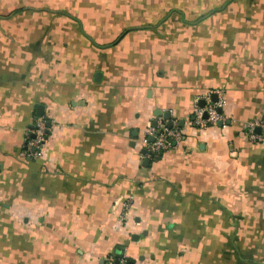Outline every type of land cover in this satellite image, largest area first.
<instances>
[{
  "label": "crops",
  "instance_id": "obj_1",
  "mask_svg": "<svg viewBox=\"0 0 264 264\" xmlns=\"http://www.w3.org/2000/svg\"><path fill=\"white\" fill-rule=\"evenodd\" d=\"M217 89L225 125L191 124ZM160 116L184 138L149 159ZM259 117L264 0H0V264H264Z\"/></svg>",
  "mask_w": 264,
  "mask_h": 264
},
{
  "label": "built area",
  "instance_id": "obj_2",
  "mask_svg": "<svg viewBox=\"0 0 264 264\" xmlns=\"http://www.w3.org/2000/svg\"><path fill=\"white\" fill-rule=\"evenodd\" d=\"M213 95L217 96V100L212 99ZM200 101H203V104H200ZM225 106L224 90H208L200 94L194 104L191 124L199 128L206 127L209 124L217 125L219 122L225 125L228 119L223 113ZM219 109H222V111H219ZM154 123L156 126L149 124L141 138L145 145V156L149 159L157 158L177 143L182 142L184 138V131L177 119L173 118L167 121L160 116L155 119ZM257 129H259V132H257ZM49 131L47 118L39 117L34 121L31 131L27 133L25 143L29 158L38 159L42 156L49 138ZM242 132L247 140L264 143V118L259 117L246 122ZM132 198V196H128L120 202L118 222L121 225L127 226L129 224ZM108 264H129V262L127 257L122 255L118 259H111Z\"/></svg>",
  "mask_w": 264,
  "mask_h": 264
},
{
  "label": "water",
  "instance_id": "obj_3",
  "mask_svg": "<svg viewBox=\"0 0 264 264\" xmlns=\"http://www.w3.org/2000/svg\"><path fill=\"white\" fill-rule=\"evenodd\" d=\"M212 99H213L214 101L217 100V96H216V95H213V98H212ZM201 104H203V101L201 102ZM219 111H222V109H219ZM157 115H162V112H161V111H158V112H157ZM163 115H164L167 119L170 118V113H169V112H165V113H163ZM152 125H153V126H156V124H155L154 122L152 123ZM222 125H223L222 122H219V123H218V126H222ZM49 126H50V125H49ZM257 132H259V129H257ZM151 139L153 140V138H151ZM148 161H149V160L146 159L144 165H147V164H148ZM137 237H138V236H135V237L133 236L132 239H136Z\"/></svg>",
  "mask_w": 264,
  "mask_h": 264
}]
</instances>
